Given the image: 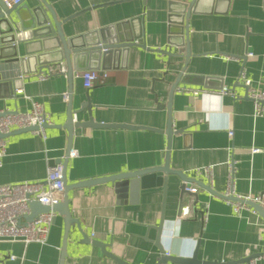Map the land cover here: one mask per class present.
<instances>
[{
    "label": "crops",
    "instance_id": "0c3cea01",
    "mask_svg": "<svg viewBox=\"0 0 264 264\" xmlns=\"http://www.w3.org/2000/svg\"><path fill=\"white\" fill-rule=\"evenodd\" d=\"M170 1L47 0L61 21L85 10L63 22L67 37L121 24L127 36L139 33L136 42L147 48L132 46L115 54L104 73L94 70L98 78L87 88L82 71L72 82L61 72L67 66L65 60L59 61L62 56L53 36L44 47L32 42L30 55L37 62L34 59L25 71L6 69L15 76L10 78L16 85L0 86V105L25 112L38 101L53 124L43 133L25 131L6 138L0 186L43 180L54 160L66 157L68 130L58 126L66 122L69 104L75 123L88 121L92 113L94 122L148 127L76 128L75 154L68 160L69 183L163 165L169 149L170 102L175 131L171 168L205 181L221 195L227 193L230 172L237 196L264 192V113L254 115L255 103L240 78L244 72L252 85L264 90V0L197 1L189 20L192 55L185 72L190 76L173 94L172 86L186 64L187 41L172 33ZM41 4V0H24L21 11L27 14ZM174 38L185 45L170 43ZM41 59L46 63L40 64ZM42 71L50 75L40 79ZM223 87L235 95L220 93ZM66 92L71 103L64 99ZM256 148L260 150L253 152ZM205 166L211 167V176L197 172ZM189 184L198 188L196 193L184 192V181L174 174L168 175L166 187L141 189L138 197H132L118 180L70 190L71 214L80 229L76 224L71 227L64 264H158L161 248L167 255L188 257L199 246L200 259L218 262L263 251L264 218L259 213L251 208L237 213L232 201ZM187 205L192 215L182 219L181 207ZM64 233V217L57 214L45 244L0 241V264H59ZM257 262L264 264L263 256Z\"/></svg>",
    "mask_w": 264,
    "mask_h": 264
},
{
    "label": "water",
    "instance_id": "95a60500",
    "mask_svg": "<svg viewBox=\"0 0 264 264\" xmlns=\"http://www.w3.org/2000/svg\"><path fill=\"white\" fill-rule=\"evenodd\" d=\"M24 1V0H23ZM22 1V2H23ZM198 0H171L170 1V10H169V21L171 23V27L173 34L181 35V38L187 41V45L185 47V58L186 64L183 68V72L179 75L177 80L172 86V93L176 90V87L179 83L187 82L185 79L190 76L189 72H185L187 68V64L192 55L189 47V20L190 15L194 9L195 4ZM22 2L19 5L8 6L4 2H0V86H5L6 84L10 86V89H13L16 85V81L12 80L10 77H15L12 74H8L6 69L9 67L12 68H21L22 71H25L32 61L35 59L37 62V57L34 55H30L32 52L29 48L32 42H36L40 46L44 47V44L49 41V38L53 36L57 40V47L60 50L61 58L59 61L66 62V73L68 75V79L70 82L74 79L77 71H85V70H98L101 73H104L107 67H109L108 60L112 59L115 54H121L123 51L129 50L132 46H139L141 48L146 49L147 45L145 43L140 44L137 43L136 40L141 38L139 33H134L132 36H127V34L121 31V24H111L108 27H100L99 29H93L81 34H75L74 36L67 37L63 31V22L75 17V15L82 13L76 12L74 15L67 17V19H63V21L59 20L54 12L50 3L47 0H41V5L35 7L27 14L22 12ZM102 3L99 5H94L92 7H100L107 6L111 3ZM92 7L86 8V10L92 9ZM49 12V13H48ZM50 14V15H49ZM55 30V33H54ZM170 43H173L177 46L185 45V42L181 44H177V41L174 39L170 40ZM21 46H24V54L21 56L20 50ZM156 52L162 54H173V52L168 51L167 49H152ZM34 52V51H33ZM57 61V62H59ZM41 63H46V60L41 59ZM29 64V65H28ZM37 70V69H36ZM19 75V74H18ZM198 77V76H194ZM69 103H71V98H69ZM86 106H90V104H85ZM169 111H168V126L166 130V134L168 135L169 141V149H167V153L165 154V163L163 165L151 166L150 168L132 170L131 172H122L111 176H101L95 179L83 180L78 183H69L67 179V169L69 164V158L71 156V151L73 150V135L74 131L78 127H125V128H148L145 126H136L129 125L123 123H99L94 122L92 113L90 114V119L85 122H74V111L69 104V110L67 114V120L64 124H60V126H64L68 130V149L66 152V157L64 159L54 160L55 162L52 164H61L63 165V176L62 179L64 181V189L62 194V201L52 208L48 205H43L39 201L32 200L30 202L31 212L28 216L25 217L26 221H33L38 214L45 213L50 209L54 210L57 214L64 217V240L62 244V253L59 264H64V260L67 257L68 250V239L71 234V227L76 224L80 229V222L76 219L73 214H71L70 209V197H68L69 191L75 188H80L84 186H91L97 183L102 182H115L118 180L122 183V187L124 190L128 189L130 195L138 197V193L141 189L149 188L153 185H162L166 187L168 181V175L174 174L180 177L184 181V185L182 186V190L184 191V187L186 183H195L201 187H205L211 193L218 195L219 197H223L226 200H230L232 202L244 203L248 205L251 209H254L257 213L260 214L261 217L264 218V206L257 202H253L251 200L246 199L243 196L237 195H229L226 194H218L215 193L211 189L207 183L196 178H192L187 174L183 173L180 170L171 168V159H170V147L172 144L171 136L175 132L173 123H172V105L170 102L168 103ZM50 125L44 124L43 127L48 128ZM150 128V127H149ZM153 129V128H152ZM39 127L37 126H29L24 129H16L8 133V135H3L4 138H7L11 134H20L25 133V131H38ZM182 132V131H177ZM185 192V191H184ZM56 220V218H55ZM162 222L158 226V230H160V235L162 233ZM161 237V236H160ZM99 243L98 241H96ZM103 244V243H102ZM199 246L195 249L193 254L188 257H180L177 255H167L165 250L161 248L162 255L158 260V264H241V262H249L253 259H259V257L264 255L263 251H259L258 253H254L243 257L239 260L232 261H210L203 260L198 257ZM118 259L119 262L123 261ZM123 264V262H121Z\"/></svg>",
    "mask_w": 264,
    "mask_h": 264
},
{
    "label": "built area",
    "instance_id": "2783aa9c",
    "mask_svg": "<svg viewBox=\"0 0 264 264\" xmlns=\"http://www.w3.org/2000/svg\"><path fill=\"white\" fill-rule=\"evenodd\" d=\"M8 6H15L21 4L23 0H2ZM61 72H66L64 66L61 67ZM84 85L90 88L94 85L98 78V73L91 70L82 71ZM50 75V71L40 73L39 78L44 79ZM244 86H246V95L255 103V116L264 113V90H259L252 85V80L247 78L245 73L240 75ZM223 94L235 95L233 90L229 87H223L219 90ZM22 93V90H18ZM69 93L64 94V99H69ZM73 120H76L74 115ZM44 124L52 125L53 120L51 114L44 109L43 105L38 101L32 102V107L29 111L19 112L10 110L0 105V166L3 165V157L6 154V138L3 135H8L14 129H24L29 126L39 127L40 132H44ZM230 134H232L230 132ZM259 148L253 149V152L259 151ZM75 151H71L74 155ZM198 173H206L211 176V167L205 166L200 168ZM63 165L56 164L49 167L46 176L43 180H27L18 183H9L0 186V241H21L25 245L30 242H37L45 244L51 225L53 224L57 213L50 209L45 213L38 214L33 221H26L25 217L31 212L30 202L32 200L39 201L43 205H48L52 208L54 205L60 203L63 199L64 181ZM233 174L229 173V183L227 188V196L236 195L232 189ZM198 188L196 186L186 183L184 191L196 193ZM241 196V195H240ZM255 203L259 202L264 206V192L257 195L243 196ZM234 210L237 213L241 212L243 208L250 207L244 203L233 202ZM192 215L190 205L181 207L180 218L186 219ZM263 227L264 230V226ZM16 256H12L15 258ZM260 258V257H259ZM264 259V255H263ZM258 259L250 260L249 262H241V264H259Z\"/></svg>",
    "mask_w": 264,
    "mask_h": 264
}]
</instances>
